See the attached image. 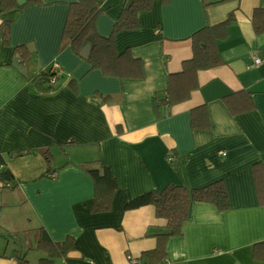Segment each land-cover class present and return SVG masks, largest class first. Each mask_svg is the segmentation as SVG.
Masks as SVG:
<instances>
[{
    "label": "crops",
    "instance_id": "0c3cea01",
    "mask_svg": "<svg viewBox=\"0 0 264 264\" xmlns=\"http://www.w3.org/2000/svg\"><path fill=\"white\" fill-rule=\"evenodd\" d=\"M74 1L43 0L0 16V23L12 22L11 46L0 32V169L14 178L0 190V264H18V254L28 264H142L167 223L152 205H126L169 185L191 190L221 180L230 209L193 203L182 235L167 242L165 264H264V253L254 258L255 245L264 251V207L253 178V165L264 162V61L255 63L264 60V32L252 23L264 0L155 1L140 15L138 31L115 37L118 53L129 50L141 60L139 79L92 69L89 57L62 40ZM125 3L105 0L99 35L112 34ZM230 15L215 42L222 64L197 72L198 88L188 100L163 105L169 75L194 56L192 36ZM23 45L34 52L27 76L13 66L14 49ZM54 64L61 89L37 93L31 76ZM240 92L254 105L233 115L226 102ZM197 108L208 113L207 129L192 127ZM102 167L117 188L111 209L94 213L96 183L88 169ZM41 230L54 243L71 240L73 248L50 260L39 247Z\"/></svg>",
    "mask_w": 264,
    "mask_h": 264
},
{
    "label": "trees",
    "instance_id": "16d2710c",
    "mask_svg": "<svg viewBox=\"0 0 264 264\" xmlns=\"http://www.w3.org/2000/svg\"><path fill=\"white\" fill-rule=\"evenodd\" d=\"M18 0H0V16L5 13L22 10L31 4H41L43 0H28L25 6H19ZM131 3L128 5V2ZM157 0H126V3L115 21L112 34L103 37L96 30V22L104 11L105 0H75L69 6L66 22L64 25L62 40L68 42L76 54L82 57L83 50L90 45L91 52L89 63L92 69L101 70L106 76L118 79H139L143 77V65L140 59L132 56L129 50L118 53L115 37L121 32H132L140 29L139 17L142 13L150 12ZM168 4L169 0H158ZM233 17L223 23L206 26L192 36L194 56L184 62L183 71L169 75L168 88L162 100L163 105L172 107L188 100L191 92L198 88L197 72L222 64L221 56L216 51V39L221 36V28H228ZM253 27L258 33L264 32V9L257 8L253 14ZM10 20L0 23V32L5 46H11ZM14 56L20 64L28 69L34 58V52L27 46H18L14 49ZM62 74L51 73L49 70H41L30 80L34 90L39 94H54L62 87ZM251 96L240 92L227 99V107L233 115L249 111ZM208 113L205 108L194 109L191 124L194 129L208 128ZM28 153V152H27ZM18 155L26 154L19 152ZM48 161L47 152L43 153ZM5 166L0 156V168ZM90 176L95 181L96 199L93 204V212H107L111 209V201L114 190L117 188L115 178L111 171L102 167L100 170L88 169ZM253 178L258 203L264 207V162L253 165ZM10 170L0 169V190L7 189L13 181ZM211 203L222 211H228L231 207L230 196L224 181H216L203 188L187 189L178 185H169L162 190L149 191L128 203L126 210L141 208L152 205L156 209L159 219L167 223L166 232L157 235L158 245L155 250L146 252L140 259L142 264H165L167 261L166 246L171 237L181 236L183 226L189 219L190 208L193 203ZM39 247L47 251L50 260L66 255L72 248V241L54 243L48 234L41 230ZM263 244L254 246V258L263 257ZM18 264H28L24 255L18 254ZM144 262V263H143ZM41 264H52V261L42 260Z\"/></svg>",
    "mask_w": 264,
    "mask_h": 264
},
{
    "label": "water",
    "instance_id": "95a60500",
    "mask_svg": "<svg viewBox=\"0 0 264 264\" xmlns=\"http://www.w3.org/2000/svg\"><path fill=\"white\" fill-rule=\"evenodd\" d=\"M28 0H18L17 3L19 6H25L27 4ZM131 3V1L128 2V5ZM90 52H91V47L90 45L87 46L83 52H82V57L84 59H88V57L90 56ZM13 66L23 75V76H27V72L26 69L20 64V61L18 59H15L13 61Z\"/></svg>",
    "mask_w": 264,
    "mask_h": 264
},
{
    "label": "built area",
    "instance_id": "2783aa9c",
    "mask_svg": "<svg viewBox=\"0 0 264 264\" xmlns=\"http://www.w3.org/2000/svg\"><path fill=\"white\" fill-rule=\"evenodd\" d=\"M263 61H264V60L261 59V58H256L255 63H256V65H259V64L262 63ZM50 72H51V73H55V74H61V70H60V68H59V65H58V64H54V65L52 66V68L50 69ZM134 263H135V261H134Z\"/></svg>",
    "mask_w": 264,
    "mask_h": 264
}]
</instances>
